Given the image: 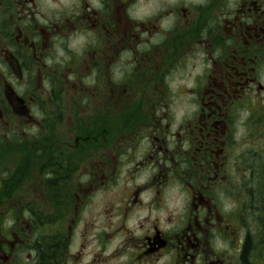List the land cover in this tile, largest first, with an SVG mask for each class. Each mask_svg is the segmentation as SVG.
I'll return each instance as SVG.
<instances>
[{
	"label": "flooded vegetation",
	"instance_id": "obj_1",
	"mask_svg": "<svg viewBox=\"0 0 264 264\" xmlns=\"http://www.w3.org/2000/svg\"><path fill=\"white\" fill-rule=\"evenodd\" d=\"M59 232L52 264H264V0H0V264Z\"/></svg>",
	"mask_w": 264,
	"mask_h": 264
},
{
	"label": "trees",
	"instance_id": "obj_2",
	"mask_svg": "<svg viewBox=\"0 0 264 264\" xmlns=\"http://www.w3.org/2000/svg\"><path fill=\"white\" fill-rule=\"evenodd\" d=\"M57 236H58V239H54L50 237L47 243L42 247L40 251L42 262L44 264H52L51 258L53 257V253L55 252L56 246H58L59 249L61 248L62 233L59 232ZM58 252L60 253V251Z\"/></svg>",
	"mask_w": 264,
	"mask_h": 264
},
{
	"label": "rangeland",
	"instance_id": "obj_3",
	"mask_svg": "<svg viewBox=\"0 0 264 264\" xmlns=\"http://www.w3.org/2000/svg\"><path fill=\"white\" fill-rule=\"evenodd\" d=\"M52 255V254H51ZM51 261H52V259H51Z\"/></svg>",
	"mask_w": 264,
	"mask_h": 264
}]
</instances>
